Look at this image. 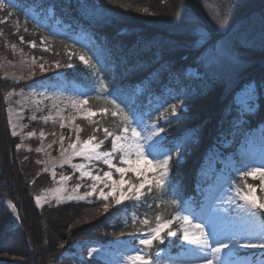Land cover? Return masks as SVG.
Instances as JSON below:
<instances>
[{
	"label": "trees",
	"instance_id": "1",
	"mask_svg": "<svg viewBox=\"0 0 264 264\" xmlns=\"http://www.w3.org/2000/svg\"><path fill=\"white\" fill-rule=\"evenodd\" d=\"M28 1L35 0H24L23 3L27 4ZM40 1L43 6L53 5L56 16L71 23L72 27L81 24L108 51L111 58L112 65L95 68L97 81L92 84L93 71L77 60L80 49L68 40L50 36L46 37V51L38 47L31 49L44 60L55 62L60 67L67 68L71 64L65 71L66 77L85 86V96L91 107L105 109L102 123H84L86 134L93 132L101 138L103 129L118 130L120 122L111 116L110 104L120 91L132 89L138 83L149 91L161 94L169 84L177 90L173 102L178 115L171 119V123L163 124L165 143L171 144L188 134L195 141L189 158L181 163L173 159L169 187L160 189L157 194L156 191L146 194L139 206L125 204V218L121 216L120 207L110 206L105 212L101 200L51 204L38 210L33 195L48 187L51 180L41 171L34 152L16 151L14 148V141L8 133L3 100L13 84L2 80L0 73V197L12 202L17 213V217H13L0 201V255L9 253L18 261L5 264H53L77 238L107 242L149 229L157 216L160 219L170 218L180 207L184 196L195 193L196 171L207 150L223 129H227L224 132L227 135L233 130L229 127L232 124L229 119L232 120L235 114L231 107L234 90L243 82L259 81L264 76V46L261 44V36L264 35V0ZM147 8L150 10L148 14L142 12ZM212 12L217 13V21H225L223 29L214 32L205 23ZM179 15L182 19H179ZM14 16L16 22L23 23L25 27L15 29L12 20L0 24V52L6 55L9 54L4 50L6 42L18 43L19 37L27 41L32 37L35 40L45 37L44 32L37 29L29 16L23 13V7ZM193 17L207 32H211L214 41L224 36L226 41L234 43L241 61L236 74L224 70L223 75L212 82L202 79L204 69L197 59L202 46H194L197 37L189 35L182 26V21ZM34 30L36 33L32 36ZM188 66L196 67L200 76L185 77ZM176 79L181 85L188 84L183 91H179L180 86L174 83ZM180 106H185L186 110L181 111ZM263 121L264 99L261 96L255 112L247 114L243 125L236 129L235 138L238 139L247 127ZM129 210L136 213L137 219L128 215ZM143 219L148 223H144ZM32 240L35 245H44L45 250L38 259L28 249H33ZM159 245L153 242L151 249Z\"/></svg>",
	"mask_w": 264,
	"mask_h": 264
},
{
	"label": "rangeland",
	"instance_id": "2",
	"mask_svg": "<svg viewBox=\"0 0 264 264\" xmlns=\"http://www.w3.org/2000/svg\"><path fill=\"white\" fill-rule=\"evenodd\" d=\"M7 2V0H5ZM40 0L29 1L24 7L25 13H28L33 17L35 26L37 29L46 30L45 37L30 38L28 41L22 37H19L18 43H5L4 50L9 54H3L0 52V73L2 80L10 82L12 87L6 92L4 97L5 116L8 125V133L12 137L15 150L16 145L21 147L19 150L32 151L36 154L35 160L40 166L43 173L47 174L50 178V184L48 187L40 190L39 193L33 195V202L35 207L40 210L47 205L61 204L64 202H70L67 197L69 195H82L85 191H90L89 185L92 183L90 177H80L79 170H74L71 164H84L86 165L84 171H90L92 174L103 175L104 171H108L103 161H86L82 157H72L71 163H63L64 157L61 156V144L65 149L68 145L75 141L79 136L80 140H86L89 136H95L98 140H104V144L98 149L99 151H109L111 148L110 138L105 139L104 135L98 138L94 133L86 134V128L84 123L97 124L102 123L104 120L106 111L103 108L95 109L91 107L85 97V89L82 85L75 82L72 79L65 77V71L67 68L56 67V63H50L44 60L41 56L36 55L31 49L38 47L41 51H46L48 48L47 36L48 35H65L67 39L74 40V43H78L83 47V51H79L77 54V60L81 62L83 66H87L88 69L94 70L97 65L108 63L107 50L95 43L94 39L83 29L82 26L73 35H67L69 24L62 21L54 13L53 5L47 4L41 5ZM18 0H11V5L6 10H0V20H3L8 13L11 16L8 20L13 21V25L16 28H22L23 23L16 22V19L12 17V11L9 8H15ZM208 7V6H207ZM14 10V9H13ZM150 11H142L148 14ZM165 12V11H164ZM217 13L212 12V15L207 16L205 23L211 28L212 31L217 29ZM175 18V17H174ZM182 17L179 15V19ZM203 23V21H201ZM25 27V26H24ZM166 28V27H164ZM154 29V28H153ZM25 29H23L24 31ZM169 31V29H165ZM206 28H202L204 35L208 32ZM29 32V31H28ZM36 31H32L31 35L34 36ZM198 39V37H197ZM218 41H226L224 36H220ZM205 41L199 40V43H194V46H203ZM203 44V45H202ZM15 46V47H13ZM196 48V47H195ZM71 55V52H69ZM95 55L99 59L97 63L96 59H92ZM84 56L85 63L80 60L79 57ZM110 61V60H109ZM44 65L46 71H40V65ZM229 70V69H225ZM231 73V72H230ZM48 74L52 76L47 77ZM232 74V73H231ZM185 77H198L200 74L197 72L196 67L188 66L184 73ZM97 81L96 76H93L91 81L94 84ZM176 85H179L182 89H185L187 85H181L178 79L174 81ZM245 83L236 88L232 94V97L236 91H239ZM145 88L141 85L135 86L132 90L121 92L119 96H115L110 104L111 116L115 111L117 115L113 116L120 122L118 130H108L110 132L118 133L119 129L126 126L124 115H122L119 109H123L125 113L135 112L136 115L142 120V124L138 128V131H142L144 135H150L152 131H155L157 127L164 128L163 124L174 118L171 115V106L175 105L171 102L172 97L175 95L176 89L169 84L165 86L162 94L157 95L152 91L143 94ZM180 91H182L180 89ZM11 93V95H9ZM77 100H86L84 105H81L79 110L72 107V102ZM232 102V100H231ZM115 105H119L117 108ZM258 104L250 112H254L257 109ZM186 110L185 106H180L181 109ZM235 111V110H234ZM249 114V113H248ZM178 115V109H177ZM247 115V114H246ZM45 117L50 119L45 120ZM245 117V116H244ZM244 117L237 121V113L235 112L234 118L229 119L232 124L229 125L233 129L240 121L244 120ZM63 122L64 127L61 128L60 124ZM233 125V126H232ZM79 126L80 131H76V127ZM136 126V125H131ZM94 128L93 131H95ZM15 131L16 135L13 136L12 132ZM104 129L102 130L103 133ZM227 129H223L219 134L215 144L208 152L207 158H204L200 163L197 171L199 180L195 186L197 190V198H187L182 202L181 207L170 218H161V222L172 220V224L168 226L173 231L178 232L177 237H167V228L161 233L165 237L164 243L158 246V248L151 249L152 247L140 246L138 238L141 234L148 233L151 229L157 226V220L147 230L141 232L130 233L125 237H117L114 240L107 242H98L85 238H77L68 248L64 250L53 264H94V261H98L100 264H132L128 259L129 256L135 255L136 252L142 249V254L145 258L151 257L157 259V264H199L197 257L194 254V245H188L183 240V229L187 228L190 235L196 232L194 225L199 223V219H194L193 216H189L190 224H185L183 216L187 214V210L200 211V205L204 202L206 195L211 192L215 194L219 191L221 185L225 180H229L233 188L230 190L229 195H234L236 190H240L243 193H248V187L252 186L250 196L256 200L257 203L264 202V175L260 171L254 172L252 175H241L238 170L251 172L253 168H261L264 163V123H260L253 129L248 130L245 135L237 141V143L231 144L232 139L227 137ZM32 133V135H29ZM43 133V136L41 135ZM61 137L64 139L61 140ZM234 138V137H233ZM166 131L160 133V141L164 148L172 149L177 144L184 150V155L176 163L185 161L188 155L191 154V146L194 144L192 135H183L178 140H175L172 144H166ZM218 140V141H217ZM236 141V139L234 138ZM96 142V141H94ZM50 146V147H49ZM41 151L37 152V149ZM230 148L225 151L224 149ZM71 149L68 150L70 152ZM68 153H65L67 155ZM131 159L135 160V156ZM151 159V157H148ZM42 163H38L41 162ZM113 163L118 167L127 168L128 165L121 164L119 157L113 158ZM137 167L143 175L140 179H144L146 182L144 188L141 189V197L139 199L131 198L123 200L119 205L114 204L109 197L108 201L99 198L98 191L84 201L73 202H93L94 200H101L103 204L109 203L110 206L120 207L122 214L125 218L127 207L124 206L127 203L132 206H139L140 202L144 201L146 194L156 191L160 193V189L155 186V179L158 178V171L154 164H147L143 160L134 165ZM264 171V168L261 169ZM55 173V176H53ZM113 179L119 180L120 175L112 169ZM61 176L69 177L68 180L61 182ZM125 181L128 183L139 184L137 179V173L126 172L124 175ZM77 183L81 184V188L77 193H73L72 189ZM111 183V181H109ZM103 184H98L97 188H102ZM151 187V191H149ZM61 188L62 191L57 193L55 190ZM120 188L127 192V183L121 185ZM107 192L109 189L104 188ZM117 195L119 192L116 193ZM131 195V194H130ZM39 196L41 198L40 205L38 206L35 198ZM59 197V198H57ZM228 197H225L227 199ZM2 198L0 197V201ZM4 206L12 213L13 217H17L16 208L12 202L8 200H2ZM136 213L132 210L128 211V215L132 219H137ZM144 221V219H143ZM250 227L253 229V235L258 236L262 228H264V217L257 215L253 221H249ZM51 231L48 229V232ZM47 232V231H45ZM42 233H44L42 229ZM51 233V232H49ZM198 234V233H197ZM146 238V237H145ZM32 248L29 249L31 255L38 259V256L45 250L44 245H35V241L32 240ZM96 249V252L92 257H89V252ZM47 252V251H46ZM45 252V253H46ZM238 261V264H264V252L258 249H237L236 256L234 257ZM17 258L4 253L0 255V264L5 263H17ZM96 264V263H95Z\"/></svg>",
	"mask_w": 264,
	"mask_h": 264
},
{
	"label": "snow or ice",
	"instance_id": "3",
	"mask_svg": "<svg viewBox=\"0 0 264 264\" xmlns=\"http://www.w3.org/2000/svg\"><path fill=\"white\" fill-rule=\"evenodd\" d=\"M11 5V0H0V10H6ZM147 11V9H145ZM11 13H8L3 20H0V24L6 23L10 18ZM217 23V31L224 28V20H219ZM182 26L189 35L198 37L194 43H199L200 39L205 41V44L198 52L197 59L200 61V65L204 69V75L202 79L206 82H212L218 77L223 75L225 69H229L234 75L236 70L240 66V58L237 55L234 43L229 41H214L211 39V32L207 35L202 32L203 26L200 22L193 18L187 21H182ZM23 39V38H21ZM261 44L264 46V35L261 36ZM15 47V46H13ZM33 47L35 45L33 44ZM80 60L87 63L84 56L79 57ZM92 59H96L99 63V59L95 55ZM71 67L72 65H67ZM40 71H46L44 65H40ZM56 67H60L59 64ZM163 68L164 66L161 65ZM111 95V92L108 93ZM264 94V76L259 81L251 80L246 82L245 85L236 91L232 97L231 107L237 113V121L243 118L246 114L250 113L253 108L260 102L261 96ZM11 95V93H9ZM86 100H77L72 102V107L79 110L81 105H84ZM119 108V105H115ZM120 113L124 115L126 126L119 129L118 133L110 132L104 129L103 135L105 139L110 138L111 148L109 151H99L98 149L104 144V140H98L95 136H89L88 139L81 141L77 136L75 141L68 145L65 149L61 144V156L64 157L63 163H71L72 157H82L86 161H103V164L107 166L108 171H104L103 175L92 174L90 171H84L86 165L84 164H71L74 170H79L80 177H90L92 183L89 185L90 191H85L82 195H69L67 199L69 201H84L89 197H92L94 193L98 191L99 198L108 201L111 197V201L114 204L119 205L126 199H139L141 197V189L144 188L146 177L140 179L143 175L141 170L134 165L139 164L142 160L147 164H154L159 175L155 179V186L157 189L165 190L171 183L173 158L178 161L183 155L184 150L177 144L172 149L164 148L160 141V133L164 132V128L157 127L155 131H152L150 135H144L142 131H138V128L142 124V120L136 115L135 112L125 113L123 109H119ZM183 111V107H181ZM113 116L117 115L114 111ZM171 115L177 117V106H171ZM45 120L50 117H45ZM172 121L169 120L168 123ZM136 126H131V125ZM60 127L63 128L64 124L61 122ZM76 131L79 132V126L76 127ZM190 131V130H186ZM15 136V131L12 132ZM32 135V133H29ZM43 136V133H41ZM64 138L61 137V140ZM96 141V142H94ZM20 145L17 144V150L20 149ZM50 147V146H49ZM71 149L70 152L68 150ZM41 149H37V152ZM65 153H68L65 155ZM118 156L121 164L128 165L125 167H118L113 163V158ZM135 156V160L131 159ZM151 157V159H148ZM38 163H42L38 162ZM264 163L261 168H253L251 172L238 170L241 175H252L254 172L260 171L264 175ZM112 169L120 175L119 180L113 179ZM137 173V179L139 184L128 183L124 179L126 172ZM55 176V173H53ZM61 182L69 179L67 176H61ZM111 181V183H109ZM127 183L128 191H123L120 188L121 185ZM98 184H103L102 188H97ZM248 187V193H243L240 190H236L234 195H229L230 190L233 188L232 183L229 180H225L221 185L218 192L212 194L209 192L203 203L200 205V211L197 213L195 210H187V214L183 216L185 224H190L189 216H193L194 219H199V223L194 225L196 232L190 235L187 228L183 229V240L188 245H194V254L197 257L199 264H238V261L234 259L237 253V249H258L264 252V228L258 236L253 235V229L249 225V221H253L257 215L264 217V202L257 203L252 199L250 193L252 186ZM81 188V184L77 183L72 189L73 193ZM104 188L109 189L105 192ZM149 187V191H151ZM57 193L62 191L61 188L55 190ZM119 192L117 195L116 193ZM131 194V195H130ZM225 197H228L225 199ZM59 198V197H57ZM37 205H40L41 198L37 196L35 198ZM110 204L105 203L103 205L104 211L109 210ZM157 226L151 229L146 234H141L138 238L140 246L151 247L154 241L164 243L165 237L161 235L164 229H168L166 236L177 237L178 232L168 228L172 224V220L161 222L159 216L156 217ZM144 223H148L147 220ZM198 233V234H197ZM146 237V238H145ZM63 247V245H61ZM142 249L138 250L135 255H131L128 259L132 264H157V259L151 257L145 258L142 254ZM96 249L89 252V257H92Z\"/></svg>",
	"mask_w": 264,
	"mask_h": 264
},
{
	"label": "bare ground",
	"instance_id": "4",
	"mask_svg": "<svg viewBox=\"0 0 264 264\" xmlns=\"http://www.w3.org/2000/svg\"><path fill=\"white\" fill-rule=\"evenodd\" d=\"M31 3H32V2H29V4H31ZM9 10L12 11V17L15 18V16H14L15 11H14L13 9H11V8H9ZM15 19H16V18H15ZM15 29H19V28H15ZM34 31H35V30H34ZM15 32H16V30L13 31V33H15ZM41 38H43V37H41ZM110 65H112V63H110ZM4 97H5V96H4ZM3 100H4V99H3ZM4 103H5V101H4Z\"/></svg>",
	"mask_w": 264,
	"mask_h": 264
}]
</instances>
